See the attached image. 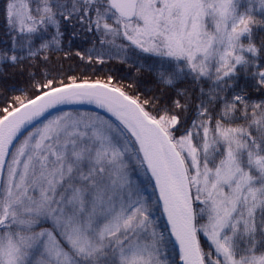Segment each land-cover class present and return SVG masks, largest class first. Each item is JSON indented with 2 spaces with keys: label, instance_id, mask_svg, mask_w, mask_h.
<instances>
[{
  "label": "snow or ice",
  "instance_id": "obj_1",
  "mask_svg": "<svg viewBox=\"0 0 264 264\" xmlns=\"http://www.w3.org/2000/svg\"><path fill=\"white\" fill-rule=\"evenodd\" d=\"M0 264H264V0H0Z\"/></svg>",
  "mask_w": 264,
  "mask_h": 264
}]
</instances>
